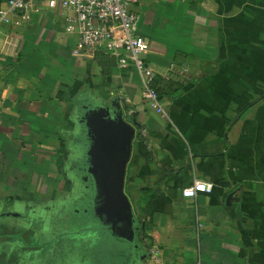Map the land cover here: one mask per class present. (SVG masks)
Masks as SVG:
<instances>
[{"label":"crops","instance_id":"1","mask_svg":"<svg viewBox=\"0 0 264 264\" xmlns=\"http://www.w3.org/2000/svg\"><path fill=\"white\" fill-rule=\"evenodd\" d=\"M39 7L0 25V264H264V0H140L165 114L135 67L74 55L66 14ZM97 108L135 130L130 216L106 213ZM196 180L212 192L184 197Z\"/></svg>","mask_w":264,"mask_h":264},{"label":"built area","instance_id":"2","mask_svg":"<svg viewBox=\"0 0 264 264\" xmlns=\"http://www.w3.org/2000/svg\"><path fill=\"white\" fill-rule=\"evenodd\" d=\"M42 0H6L0 7V25L14 21L22 26L40 12ZM50 9L65 15L67 31L78 36L74 55L105 54L117 59L119 69L135 67L143 81V99L157 112L165 114L160 95L153 89L155 71L146 63L150 43L139 35L140 16L136 7L140 0H43ZM2 88L0 86V97ZM213 184L196 180L183 190L186 198L196 199L211 193ZM197 264H202L199 260Z\"/></svg>","mask_w":264,"mask_h":264},{"label":"water","instance_id":"3","mask_svg":"<svg viewBox=\"0 0 264 264\" xmlns=\"http://www.w3.org/2000/svg\"><path fill=\"white\" fill-rule=\"evenodd\" d=\"M84 120L91 140L90 155L104 176L103 187L99 186V189L103 188L107 195L106 213L112 218L126 213L130 216L132 205L124 190L134 127L125 120L122 113L112 114L106 108L88 111Z\"/></svg>","mask_w":264,"mask_h":264},{"label":"trees","instance_id":"4","mask_svg":"<svg viewBox=\"0 0 264 264\" xmlns=\"http://www.w3.org/2000/svg\"><path fill=\"white\" fill-rule=\"evenodd\" d=\"M164 83H165V80L163 78L159 77V76H156L154 81H153L152 87L159 95L161 93V90H162L161 88H162V85ZM260 100L264 101V96L261 97ZM249 108L250 107H248L245 111H247ZM142 204H143L144 207H143V209H141V211H145V213L149 212L151 203L150 202H142Z\"/></svg>","mask_w":264,"mask_h":264},{"label":"rangeland","instance_id":"5","mask_svg":"<svg viewBox=\"0 0 264 264\" xmlns=\"http://www.w3.org/2000/svg\"><path fill=\"white\" fill-rule=\"evenodd\" d=\"M131 205H132V209H133V203H131ZM135 206V205H134ZM143 204L142 203H138L137 205H136V208L138 209V210H141V209H143Z\"/></svg>","mask_w":264,"mask_h":264}]
</instances>
